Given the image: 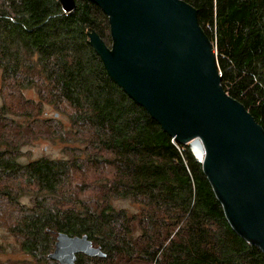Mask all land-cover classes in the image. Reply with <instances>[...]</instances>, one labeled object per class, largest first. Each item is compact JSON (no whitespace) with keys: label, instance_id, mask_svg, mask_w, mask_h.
Segmentation results:
<instances>
[{"label":"trees","instance_id":"1","mask_svg":"<svg viewBox=\"0 0 264 264\" xmlns=\"http://www.w3.org/2000/svg\"><path fill=\"white\" fill-rule=\"evenodd\" d=\"M182 1L215 48L221 87L264 131V0ZM74 2L65 14L57 0H0V219L8 234L33 260L61 233L86 236L104 255H78L75 264H264L228 225L188 148L106 73L87 35L110 46L108 18L88 0ZM43 105L67 115L69 128L41 118ZM45 128L72 147L67 159L19 163L21 146ZM113 199L132 201L138 213L114 209Z\"/></svg>","mask_w":264,"mask_h":264},{"label":"water","instance_id":"2","mask_svg":"<svg viewBox=\"0 0 264 264\" xmlns=\"http://www.w3.org/2000/svg\"><path fill=\"white\" fill-rule=\"evenodd\" d=\"M65 14L74 0H57ZM108 18L110 46L88 44L106 73L201 166L225 219L264 254V131L221 87L216 55L182 0H88ZM102 258L86 236L58 233L47 258Z\"/></svg>","mask_w":264,"mask_h":264},{"label":"rangeland","instance_id":"3","mask_svg":"<svg viewBox=\"0 0 264 264\" xmlns=\"http://www.w3.org/2000/svg\"><path fill=\"white\" fill-rule=\"evenodd\" d=\"M212 48L213 52L216 53L214 50L215 48L213 46ZM27 97L34 99L35 95L32 93H28ZM1 105L2 102L0 97V106ZM54 110L55 109L53 106L43 105L41 108L43 116L41 115V118L49 120H51L52 118H57L58 121L66 125V128H69V120L68 118H66L67 115H65L61 111V114L57 116V110ZM58 128H60V126H58ZM37 132V140H33L30 143L21 146L20 154L22 155L18 159L19 163H26L30 160H35L43 157L57 160L67 159V157L69 156V151L73 149L70 145H67V148L65 147L64 143L66 142H62L63 137L60 132L54 137L45 135V133H48V130L46 128L39 129V131ZM64 136L69 138V135L67 134H65ZM72 146L82 147L80 144ZM79 178L80 177H76L74 179V182L79 183ZM78 186L81 185L79 184ZM1 188L2 187L0 186V189ZM20 202L21 204L27 203V197L24 196L20 200ZM110 205H112L116 210H126L128 215L137 214L139 211L138 206L128 199H113ZM3 220L4 219H0V264H52V260L46 258L47 254L51 253L52 250L46 251V256H44L43 254V256L40 257V253L37 254V260L31 259L30 255L25 254L23 250H21L17 245L19 244V242L15 239V237L11 234H8V232L6 231L7 229L3 224ZM132 232L135 236L137 235L136 225ZM46 259H48V261Z\"/></svg>","mask_w":264,"mask_h":264}]
</instances>
